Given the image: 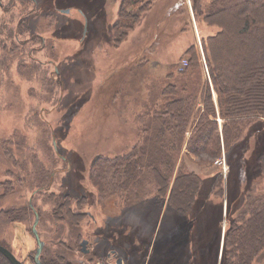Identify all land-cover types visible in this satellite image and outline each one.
<instances>
[{
    "label": "rangeland",
    "instance_id": "374dc122",
    "mask_svg": "<svg viewBox=\"0 0 264 264\" xmlns=\"http://www.w3.org/2000/svg\"><path fill=\"white\" fill-rule=\"evenodd\" d=\"M91 1L87 10L90 20H85L79 11L83 0H66L59 6L57 0H0V182L8 181L15 188L0 199V245L23 262L38 248L33 231L42 241L47 240V245H52L49 241L53 239L59 245L61 233H75L82 226L102 230L87 215L80 227L68 224L62 229L59 224L51 228L57 223L54 210L67 198L72 209L107 222L116 241L131 238L136 246L132 255L138 254L136 264L145 252L147 261L155 248L176 250L185 225L192 226L186 221L190 212L179 213L153 188L146 201L136 205L127 206L117 197L101 201L89 170L97 156L114 159L139 142L137 99L139 93L140 97L146 94L147 86L133 82L126 68L138 58L147 63L146 71L162 78L170 64L184 67L183 55L191 45L197 43L202 54L201 38L219 30L203 18L210 0H156L138 27L117 46L112 26L120 0ZM66 9L69 12L62 11ZM204 65V75L209 78ZM126 82L131 84L125 86ZM213 97L216 101L214 90ZM218 120L221 124L222 119ZM190 134L188 131L187 138ZM21 137L27 139V149L20 146ZM38 142L46 144V149L37 146L36 151L29 150ZM30 153L32 157H27ZM216 160L191 154L186 142L175 174L180 166L201 174L204 183L200 192L207 194L212 184L226 175ZM44 168L43 181L34 182L31 172L38 174ZM221 191L223 186L211 194L214 199L201 212L203 222L206 219L205 224L212 228L204 239L211 243L206 253L209 264L222 263L220 255L217 257L218 244L221 241L222 246L229 224ZM79 199H83L81 205ZM211 203L218 208L210 209ZM22 206L25 213L19 220H11L7 212ZM48 229L55 231L46 233ZM262 263L264 255L252 264Z\"/></svg>",
    "mask_w": 264,
    "mask_h": 264
},
{
    "label": "trees",
    "instance_id": "16d2710c",
    "mask_svg": "<svg viewBox=\"0 0 264 264\" xmlns=\"http://www.w3.org/2000/svg\"><path fill=\"white\" fill-rule=\"evenodd\" d=\"M155 1L120 0L112 26L116 46L138 27ZM64 2L57 0L56 6ZM90 4L92 1L83 0L84 7L79 10L85 20H90ZM203 18L219 30L201 38L203 55L194 45L185 51L183 59L187 65L182 69L173 63L165 77H154L146 71L147 63L138 58L126 68L133 82L147 86L142 97L137 86L139 142L129 153L114 159L97 156L89 177L99 187L101 201L117 197L132 206L146 201L153 188L158 197L168 198L179 213H191L186 221H191L192 226L185 225L181 246L177 245L176 250L164 247L151 254V261L159 260L160 254L162 261L173 264H209L206 253L211 243L204 239L212 228L205 224L206 219L203 222L201 218L205 216L201 212L214 199L211 194H217L223 186L229 224L222 246L221 241L218 244L217 257L220 255L221 264H252L264 255V0H210ZM204 63L209 78L204 75ZM128 84L131 83L126 82L125 86ZM18 141L27 149L26 138ZM39 142L29 145V150L34 151L37 146L46 149V144ZM186 142L188 152L199 157L218 160L225 154V180L215 181L207 194L200 192L204 183L201 174L182 166L175 174ZM39 166L44 167L42 163ZM31 173L38 184L47 174L45 168L38 174ZM3 187L5 191L1 192ZM14 189L8 181L0 182V199ZM59 207L54 211L56 217L66 214L73 219L75 212L68 202ZM209 208L218 207L211 203ZM25 210L24 206L12 208L7 214L17 221ZM0 264H10L1 252Z\"/></svg>",
    "mask_w": 264,
    "mask_h": 264
},
{
    "label": "flooded vegetation",
    "instance_id": "af4514ba",
    "mask_svg": "<svg viewBox=\"0 0 264 264\" xmlns=\"http://www.w3.org/2000/svg\"><path fill=\"white\" fill-rule=\"evenodd\" d=\"M83 199H79L78 205H81ZM69 203L70 209L73 210V219L68 217V215H62L56 217L53 213V218L57 222L52 225L51 228L60 227L65 228V225L80 227L82 218L88 216L89 219L95 223V226H102V230L88 229L86 227H81L82 229L78 232H68L66 234H59L58 239L60 240L59 245L54 243V239L49 241L47 245V240H41L37 231H33L37 235V249L33 252H28L27 260L23 262L20 260L12 250H10L22 264H136L137 255L135 245L131 242V238L123 237V242L116 241V236H114L113 231L109 230L111 227L107 222H98L94 215L82 214V210L71 208V199L67 198L64 203ZM55 211V210H54ZM107 228L106 230H104ZM44 230L46 233H52L55 230L48 229ZM64 235V237H62ZM61 236V237H60ZM157 249L155 248L154 252ZM5 257V256H4ZM6 258V257H5ZM140 264H173V261H162L161 255L159 254V260L151 261V256L148 260H142L140 256ZM145 258V256H144ZM7 259V258H6ZM8 260V259H7ZM9 261V260H8ZM10 263V262H9ZM11 264V263H10Z\"/></svg>",
    "mask_w": 264,
    "mask_h": 264
},
{
    "label": "water",
    "instance_id": "95a60500",
    "mask_svg": "<svg viewBox=\"0 0 264 264\" xmlns=\"http://www.w3.org/2000/svg\"><path fill=\"white\" fill-rule=\"evenodd\" d=\"M63 12H69V9L62 10ZM0 252L9 260L11 264H22L20 260L6 247L0 245Z\"/></svg>",
    "mask_w": 264,
    "mask_h": 264
},
{
    "label": "built area",
    "instance_id": "2783aa9c",
    "mask_svg": "<svg viewBox=\"0 0 264 264\" xmlns=\"http://www.w3.org/2000/svg\"><path fill=\"white\" fill-rule=\"evenodd\" d=\"M183 65L186 66L187 65V60H183ZM216 163H219L221 165H223V169L224 172L227 173V163H226V158H225V154H223V156L221 158H219L218 160H216Z\"/></svg>",
    "mask_w": 264,
    "mask_h": 264
},
{
    "label": "crops",
    "instance_id": "0c3cea01",
    "mask_svg": "<svg viewBox=\"0 0 264 264\" xmlns=\"http://www.w3.org/2000/svg\"><path fill=\"white\" fill-rule=\"evenodd\" d=\"M197 30V29H196ZM194 46H196L199 50H200V48H199V46H198V44L196 43V44H193ZM192 46V45H191ZM190 46V47H191ZM166 71V70H165ZM166 73V72H165Z\"/></svg>",
    "mask_w": 264,
    "mask_h": 264
}]
</instances>
